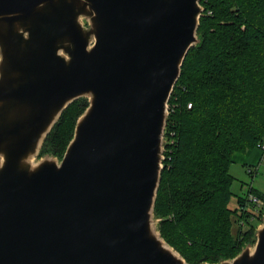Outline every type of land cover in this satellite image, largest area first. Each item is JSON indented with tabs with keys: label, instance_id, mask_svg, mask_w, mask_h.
I'll use <instances>...</instances> for the list:
<instances>
[{
	"label": "water",
	"instance_id": "water-1",
	"mask_svg": "<svg viewBox=\"0 0 264 264\" xmlns=\"http://www.w3.org/2000/svg\"><path fill=\"white\" fill-rule=\"evenodd\" d=\"M201 0H0V264H190L156 200ZM88 106L59 158L42 146ZM38 157V160H36ZM233 258L264 264V216Z\"/></svg>",
	"mask_w": 264,
	"mask_h": 264
},
{
	"label": "trees",
	"instance_id": "trees-1",
	"mask_svg": "<svg viewBox=\"0 0 264 264\" xmlns=\"http://www.w3.org/2000/svg\"><path fill=\"white\" fill-rule=\"evenodd\" d=\"M201 4L200 41L189 50L169 100L155 207L162 236L190 264L235 257L255 243L264 216V204L256 207L248 194L230 206L235 153L259 148L264 155V0ZM88 104L80 97L63 111L40 156L64 155ZM249 194L264 203L258 189Z\"/></svg>",
	"mask_w": 264,
	"mask_h": 264
},
{
	"label": "rangeland",
	"instance_id": "rangeland-1",
	"mask_svg": "<svg viewBox=\"0 0 264 264\" xmlns=\"http://www.w3.org/2000/svg\"><path fill=\"white\" fill-rule=\"evenodd\" d=\"M234 158L235 159L230 167V172L235 176V181L232 186L234 195L230 202L232 208H235L238 205L237 197L239 195L247 196L248 194L249 197H252L250 196L251 194H249L252 187L258 189L264 194V155H262V150L259 148H253L247 152H237L235 153ZM36 160H38V157ZM249 170H252V172H249ZM262 205L263 204H258L256 207L260 208ZM250 208L255 210L254 206H251ZM158 220H160V218ZM258 226L259 225H257V227ZM244 227L247 228L248 225L244 224Z\"/></svg>",
	"mask_w": 264,
	"mask_h": 264
},
{
	"label": "built area",
	"instance_id": "built-area-1",
	"mask_svg": "<svg viewBox=\"0 0 264 264\" xmlns=\"http://www.w3.org/2000/svg\"><path fill=\"white\" fill-rule=\"evenodd\" d=\"M191 105V104H190ZM263 147H264V145H263ZM250 196H252V197H250V199H252L255 203H257V204H264L263 203V201L261 200V199H259V198H257L256 196H254L253 194H251Z\"/></svg>",
	"mask_w": 264,
	"mask_h": 264
},
{
	"label": "crops",
	"instance_id": "crops-1",
	"mask_svg": "<svg viewBox=\"0 0 264 264\" xmlns=\"http://www.w3.org/2000/svg\"><path fill=\"white\" fill-rule=\"evenodd\" d=\"M250 151V150H249Z\"/></svg>",
	"mask_w": 264,
	"mask_h": 264
}]
</instances>
